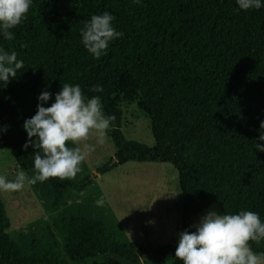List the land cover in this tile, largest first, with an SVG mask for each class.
Returning <instances> with one entry per match:
<instances>
[{
	"label": "trees",
	"instance_id": "trees-1",
	"mask_svg": "<svg viewBox=\"0 0 264 264\" xmlns=\"http://www.w3.org/2000/svg\"><path fill=\"white\" fill-rule=\"evenodd\" d=\"M105 11L124 35L96 59L83 47L80 30ZM11 31L15 38L0 37V47L15 51L24 68L0 87V126L7 128L0 146L14 152L16 169L33 173L36 150L22 149V124L35 114L40 91L79 85L115 117L108 130L114 161L96 174L129 161L170 163L178 173L183 230L194 231L193 217L213 203L221 213L253 211L264 221V152L255 149L256 142L264 144L257 131L264 120V8L240 11L235 0H33ZM94 85L103 92L91 91ZM121 104H136L147 117L153 146L124 136ZM93 178H49L51 207L84 191ZM66 225L62 248L70 261L176 259V243H120L100 220L84 216H72ZM9 226L0 199V264H65L35 235L12 239ZM249 245L264 259V240Z\"/></svg>",
	"mask_w": 264,
	"mask_h": 264
},
{
	"label": "clouds",
	"instance_id": "clouds-1",
	"mask_svg": "<svg viewBox=\"0 0 264 264\" xmlns=\"http://www.w3.org/2000/svg\"><path fill=\"white\" fill-rule=\"evenodd\" d=\"M33 0H0V37L13 40L11 31L26 18ZM240 11L264 8V0H235ZM141 3V0H133ZM114 16L105 11L92 15L80 30L81 43L96 59L107 54L113 40L124 33L113 25ZM24 68L23 60L15 51L0 47V87H6L11 79ZM91 91L103 92L101 85H94ZM54 101L49 106V100ZM114 116H107L99 96L88 98L79 85L65 83L59 91L52 93L41 90L37 96L36 112L25 118L22 124L27 138L21 145L27 150H36L33 160V174L29 176L23 169L14 173V179L0 175V190L18 191L25 184L35 185L49 178L60 180L74 178L81 171V163L92 145L85 144L70 148L66 142L76 144L87 140L95 132L97 143L103 144L107 130ZM7 128L0 126V133ZM258 140L264 141V120L260 121ZM34 138V139H33ZM255 149L264 152V144L257 143ZM192 227V226H190ZM195 230L184 229L176 238L174 256L182 264H264L261 256L253 252L249 241L257 244L264 240V221L253 211L241 210L235 214L208 210L194 225Z\"/></svg>",
	"mask_w": 264,
	"mask_h": 264
},
{
	"label": "rangeland",
	"instance_id": "rangeland-1",
	"mask_svg": "<svg viewBox=\"0 0 264 264\" xmlns=\"http://www.w3.org/2000/svg\"><path fill=\"white\" fill-rule=\"evenodd\" d=\"M120 108L122 111L120 125L124 136L153 146L150 122L136 104H121ZM108 130L103 144L97 143L95 132L91 133L87 140L76 144L66 142V146L70 148L80 147L84 150L85 144L94 148L87 153L81 163V171L74 178L67 180L93 178L99 166L113 162L115 147L108 136ZM19 170L15 168L14 152L0 146V175H5L11 180L14 179V173ZM27 174L31 176L33 173ZM93 179L84 191L70 193L53 208L51 207L53 190L47 180L35 185L25 184L18 191L0 190V199L10 222L7 234L17 241L35 235L41 240L43 249L52 247L65 264H105L100 257L86 261H70L65 256L62 243L67 233V220L72 216L100 220L104 224L106 235L120 243H139L141 241L139 234L148 236V240L140 242L142 245L162 246L176 243L180 232L177 226L181 227L178 208L182 204V197L178 173L173 165L129 161ZM208 210L220 212L218 205L213 203L196 215L193 225ZM125 211H135V215L131 216ZM170 227L172 229L169 233H160L161 228ZM152 230H157L159 235H149L152 234ZM143 263L182 264L178 259L161 263L144 260Z\"/></svg>",
	"mask_w": 264,
	"mask_h": 264
},
{
	"label": "crops",
	"instance_id": "crops-1",
	"mask_svg": "<svg viewBox=\"0 0 264 264\" xmlns=\"http://www.w3.org/2000/svg\"><path fill=\"white\" fill-rule=\"evenodd\" d=\"M97 176H99V174H96V177ZM179 185V184H178ZM181 193V192H180ZM181 209H182V204H181V206L178 208V210H179V213H180V217H181ZM136 211V210H135ZM134 211V212H135ZM134 212H130V211H125V213H127V214H130L131 216H134L135 214H134ZM129 215V216H130ZM197 215V214H196ZM196 215L193 217V219H192V227L194 228V225H193V222H194V219H195V217H196ZM180 221H181V219H180ZM177 228H178V230H180V231H182L183 230V228H182V221H181V227L180 226H177ZM172 228L170 227V228H168V229H163V228H161V231H160V233L162 234H167V233H169L170 232V230H171ZM152 232V234H149V235H154V236H157V235H159L158 233V231L157 230H152L151 231ZM138 237L141 239V241H139V243H137V244H141L142 245V243H140V242H145V240H148V236H147V234L145 235H143V234H139L138 235ZM150 237V236H149ZM177 259V258H176ZM172 260V259H171ZM166 261H168V260H166ZM162 262H164V261H162ZM156 263V262H155ZM159 263H161V262H159ZM141 264H144L143 263V260L141 261Z\"/></svg>",
	"mask_w": 264,
	"mask_h": 264
},
{
	"label": "water",
	"instance_id": "water-1",
	"mask_svg": "<svg viewBox=\"0 0 264 264\" xmlns=\"http://www.w3.org/2000/svg\"><path fill=\"white\" fill-rule=\"evenodd\" d=\"M114 161V160H113Z\"/></svg>",
	"mask_w": 264,
	"mask_h": 264
}]
</instances>
